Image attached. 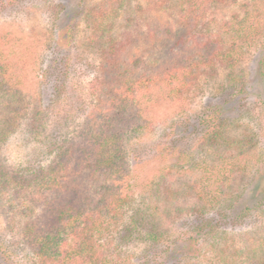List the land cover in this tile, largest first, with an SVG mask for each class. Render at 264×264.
<instances>
[{
    "label": "rangeland",
    "instance_id": "1",
    "mask_svg": "<svg viewBox=\"0 0 264 264\" xmlns=\"http://www.w3.org/2000/svg\"><path fill=\"white\" fill-rule=\"evenodd\" d=\"M105 1L19 0L0 9V33L35 48L29 58L31 80L24 90L28 102L22 107L32 105L31 97L39 94L48 119L45 133L38 137L25 131L21 119L17 133L1 142L0 155L10 167L25 172L49 165L54 139L73 136L92 109L93 83L105 61L106 43L102 32H93L87 17L101 3L111 7ZM192 1L203 9L194 28L197 40L179 47L173 46L187 29L176 25L178 0H121L112 9L119 15L107 24L111 44L128 37L140 46L121 53L124 60L132 55L141 59L139 75L161 74L169 66L199 58L205 54L202 45L214 44L210 39L215 33L221 37L219 45L233 42L244 53L233 69L218 64L211 78H201L185 105L159 109L150 129L134 133L128 143L131 205L103 240L110 257L121 264H220L213 246L221 241L230 245L227 255L235 264L264 262V0ZM242 18L250 21L243 32L238 22L231 29L225 27L224 23ZM250 23L260 29L258 34ZM70 24L76 28L75 39L66 47L61 36ZM172 47L169 53L165 49ZM65 55L72 58V66L59 95L54 78L44 82L42 74ZM231 70L236 80L247 79L246 92L240 82H231L236 86L233 94L226 89L231 86L227 77ZM218 104L229 120L228 135L246 142L244 152L214 144L205 135L207 129L198 117ZM19 202L9 194L0 195V243L5 250L0 256L4 264H39L26 246L25 224L40 218L43 227L50 226L54 216L38 204L28 207ZM135 215L143 234L127 239L126 228ZM148 232L157 235V242L145 238Z\"/></svg>",
    "mask_w": 264,
    "mask_h": 264
},
{
    "label": "trees",
    "instance_id": "2",
    "mask_svg": "<svg viewBox=\"0 0 264 264\" xmlns=\"http://www.w3.org/2000/svg\"><path fill=\"white\" fill-rule=\"evenodd\" d=\"M18 1L0 0V9L12 7ZM120 1L108 0L106 3L111 7L106 9L105 3H101L88 17L86 14L93 32H102L101 37L106 45H102L105 61L100 65V74L93 83L95 102L80 128L73 136L54 139L51 144L53 160L38 170H16L7 165L0 155V195L9 194L28 207L38 204L54 216L50 226L46 224L43 227L44 223L40 218L25 224L28 233L26 246L39 264H121L119 260L110 257L103 240L123 220L131 205L132 166L128 143L134 133L150 129L159 109L185 105L189 101V95L199 88L201 78H211L218 64L233 69L244 58V53L239 52L236 43L229 45L223 41L219 45L221 37L215 33V39L207 37L214 44L202 45L205 46V54H199V58L197 55L185 64L169 66L161 74L139 75L137 66L141 64V59L132 55L124 60L121 53L127 51V48L132 51L140 46H135L134 40L128 37L118 45L111 44L107 35L110 31L107 24H113L112 20L119 15L112 9L115 10V5ZM202 11L201 3L178 0L175 7L178 18L176 25L187 30L173 47L197 40L194 28L203 15ZM58 20L59 15L55 23ZM236 22L243 32L250 21L242 18L224 24L231 29ZM250 28L256 34L260 31L253 24ZM75 30V26L70 24L63 32L61 40L66 42V47L75 39ZM10 36L0 33V145L17 133L21 127V119L25 120V131L35 137L45 133L48 121L46 108L39 94L31 97L32 105L22 107L28 102L24 90L31 80L29 58L35 48L31 43L22 44L23 39H13ZM147 37L155 38L151 34H147ZM173 47L165 49L169 53L174 50ZM163 53L164 51L161 52ZM58 61H54L53 66L43 72L42 80L48 82L50 78H54L57 84L55 90L60 95L65 87V79L68 78V69L72 66V58L65 55ZM158 62L156 60L155 65ZM227 77L231 84L226 88L228 91L236 90L235 84L231 82H240L243 86L241 90L246 92L245 77L236 80L233 70L229 71ZM210 109L211 111L198 117L207 129L205 135L214 144L227 145L244 152L246 142L239 141L226 132L229 120L224 116L223 106L218 104ZM238 159L239 157L236 158ZM235 164L237 163L232 164L234 168ZM97 181H101L98 188ZM136 216L131 218L126 228L127 239L143 234V226ZM145 238L153 242L158 240L154 232H148ZM221 243L222 241L213 246L219 254V263L235 264L232 261L235 258L228 256L230 245ZM3 248L4 244L0 243L2 255L5 251ZM2 258L0 256V264H4ZM163 263L161 261L160 264ZM184 264L195 263L186 261Z\"/></svg>",
    "mask_w": 264,
    "mask_h": 264
}]
</instances>
